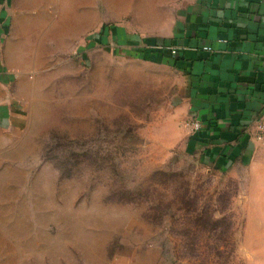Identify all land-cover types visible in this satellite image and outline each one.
<instances>
[{"label":"rangeland","instance_id":"obj_1","mask_svg":"<svg viewBox=\"0 0 264 264\" xmlns=\"http://www.w3.org/2000/svg\"><path fill=\"white\" fill-rule=\"evenodd\" d=\"M191 1L49 2L42 71L0 113V264H264V204L192 158L178 73L132 43Z\"/></svg>","mask_w":264,"mask_h":264},{"label":"crops","instance_id":"obj_2","mask_svg":"<svg viewBox=\"0 0 264 264\" xmlns=\"http://www.w3.org/2000/svg\"><path fill=\"white\" fill-rule=\"evenodd\" d=\"M50 1L0 0V113H13L22 86L42 71L33 56L50 38ZM190 4L170 38L134 36L139 43L174 46L178 54L155 48L152 58L141 59L168 63L178 73L174 123L183 129L192 158L213 174L238 180L249 195L235 199L264 204V141L255 137L256 117L264 111V0ZM59 30L67 43L69 27ZM188 119L200 121L201 129L193 131ZM177 141L166 142L167 149Z\"/></svg>","mask_w":264,"mask_h":264},{"label":"built area","instance_id":"obj_3","mask_svg":"<svg viewBox=\"0 0 264 264\" xmlns=\"http://www.w3.org/2000/svg\"><path fill=\"white\" fill-rule=\"evenodd\" d=\"M150 47H155V48H162V49H168L172 55H177L178 52H179V49H177L176 47L174 46H164V45H157V46H150ZM205 49L207 50H212L211 47H205ZM256 125H257V130H256V133H255V137L258 139V140H261V141H264V111L261 112L257 117H256ZM189 125L191 126V129L193 131H196V130H199L201 129L202 127V124L200 121L198 120H194L192 119L189 123Z\"/></svg>","mask_w":264,"mask_h":264},{"label":"trees","instance_id":"obj_4","mask_svg":"<svg viewBox=\"0 0 264 264\" xmlns=\"http://www.w3.org/2000/svg\"><path fill=\"white\" fill-rule=\"evenodd\" d=\"M132 38H135V37H132ZM132 43H139V40L138 39H134L132 41ZM157 45H159V43L151 44V46H157ZM164 46H166V45H164ZM154 50H155V47L154 48L153 47L140 48L138 50L137 55H139L140 57H144V58H152V56L150 54H151V51H154ZM172 56L174 57V55H172Z\"/></svg>","mask_w":264,"mask_h":264}]
</instances>
